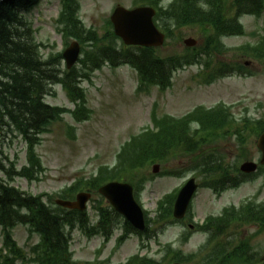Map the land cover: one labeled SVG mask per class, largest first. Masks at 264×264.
I'll return each mask as SVG.
<instances>
[{
	"label": "trees",
	"instance_id": "obj_1",
	"mask_svg": "<svg viewBox=\"0 0 264 264\" xmlns=\"http://www.w3.org/2000/svg\"><path fill=\"white\" fill-rule=\"evenodd\" d=\"M37 0H8L0 4V131L7 135L9 128L15 127L29 142L28 165L16 170L14 161H9L8 155L0 139V225L4 229V248L8 253L1 254L0 264H77L72 261L69 253V234L63 230L67 224L80 226L86 224L84 213L75 210H65L59 206L47 205L42 201V195H33L20 191L11 185L16 176L26 177L29 180H38L44 170L39 156L33 147L40 142L38 134L47 131L48 127L60 120L64 111L58 106L42 103L47 83H60L68 97L72 100L84 99V91L79 86V78L87 76L85 69L94 70L108 61L112 66L127 63L137 68L141 81L145 85H158L165 89L170 84V73L191 62L199 54L200 49H185L182 57L172 55L162 58L153 48L117 46V39L110 29L99 36L93 28L86 29L78 17L79 4L77 0H60V9L56 18V31L61 34L64 43L71 38L77 39L82 45L83 57L79 60L80 67L69 70L61 68V52L55 51L54 46L43 54L41 49L44 43L38 42L31 22L20 13L21 9L28 10ZM144 1V0H142ZM158 8L155 20L157 25L172 36L174 30L186 25L198 26L205 35H208L204 48L216 43L221 35L241 34L242 26L233 19L224 17V0H173L166 8L160 6L162 0H145ZM237 10L253 13L259 16L264 8V0H237ZM110 24V23H109ZM208 30L210 33L208 34ZM250 48V49H248ZM246 52L264 60V38L249 47ZM83 112H87L84 108ZM81 109V110H82ZM76 119L82 115L79 111L73 112ZM223 109L202 118L200 114L188 113L174 118L165 116L160 119L153 116V121L159 127L157 131L147 132L133 138L121 148L119 154L120 164L127 163L132 170L137 166L145 165L148 161L163 162L175 149L189 152L195 143L208 141L212 133L208 129L222 131L226 120ZM7 118L6 120H4ZM197 122L200 128L191 130V124ZM12 132V130H11ZM31 132V133H30ZM0 136L5 139V136ZM142 155V156H141ZM211 175L205 184L220 192L226 188L224 176H228L226 169L220 165L210 167ZM223 170V179L220 171ZM114 175V173H113ZM239 177V178H238ZM241 177V178H240ZM246 175H237L228 183L230 186L240 184ZM103 179V174L92 180L89 185L79 188L88 189L96 187ZM129 180L136 184L133 177ZM139 183V181H138ZM74 188V187H73ZM72 189V188H71ZM66 191L61 197H69L77 190ZM167 207L163 209L162 217L171 216L172 197H166ZM50 199V197H49ZM247 208L245 212L232 210L231 217L216 218L217 223L227 226L226 221L245 219L246 221H259L264 224V206ZM163 208V207H161ZM243 211V210H242ZM101 221L110 222L113 211L100 208ZM167 217V218H166ZM239 217V218H238ZM227 218V217H226ZM225 222V223H224ZM29 225L33 232L40 235V242L34 246L33 255H26L12 239L9 231L15 224ZM261 227H264L262 225ZM219 230V227H216ZM221 236L225 231H212ZM260 232V231H257ZM248 241H241L230 250L229 254L221 260L210 259L205 264H264V259L246 257ZM235 260V261H230ZM136 264H153L149 259H140Z\"/></svg>",
	"mask_w": 264,
	"mask_h": 264
},
{
	"label": "rangeland",
	"instance_id": "obj_2",
	"mask_svg": "<svg viewBox=\"0 0 264 264\" xmlns=\"http://www.w3.org/2000/svg\"><path fill=\"white\" fill-rule=\"evenodd\" d=\"M134 1L80 0V16L87 27H93L99 34H102L104 32L105 20L109 17L113 8L118 4L125 8H132ZM169 1L165 0V3ZM227 4H229V0ZM57 12L58 0H40L25 16L31 21L38 42L50 47L51 45H55L56 49L60 50L62 48L60 36L55 31V24L53 23ZM241 20L248 28V22L251 19L243 16ZM249 25H252L250 31L263 33L264 14L258 22L252 21ZM197 29L195 27H183V29L175 31L172 38L167 39L165 44L158 47V53L161 56H169L181 52L185 47L183 40L188 37L196 39V45H200L203 38L197 32ZM226 41L228 42L226 46L235 48V43L252 42L254 41V37L251 34H248L246 38L244 36H230L226 38ZM49 49V47L45 48L44 53L49 51ZM206 59H210L209 65L221 61L250 60V64L248 65L250 70L255 73V81H253V77L236 78L238 84L240 82L244 84V87H241L242 92H245L246 87L249 85V90L246 93L236 94L234 93V87L238 91L239 85L236 87L235 80H216L214 83L206 85L202 82L200 76L197 75L201 70L200 67L190 66L175 73L173 85L167 92L161 93L158 90L151 89V94L144 95L138 94L135 90V94L130 95L128 92V81L131 79L137 80L135 71L129 67L111 70L110 67L103 65V68L99 69V71L93 72L90 81L82 82L87 91V105L91 109L89 120L76 124L74 123L75 121L70 120V116L64 115L62 121L50 126L49 132L41 135L42 143L36 150L43 166L46 168L45 173L38 182L28 183L24 178H17L14 184L32 193L48 192L54 194L75 178L87 176L88 173L100 164L111 163L117 147L130 134L141 131L151 125L150 113L153 103L157 104V115L169 114L179 116L185 110L193 107V105L203 104L209 106L220 100L222 102L233 103L231 104V111L236 117L250 115L252 108L258 109L254 113L260 117H264V64L250 58H245L242 54L240 57L233 49L229 50L224 56L216 55ZM125 71H127L128 76ZM54 91V95L48 93L46 96L48 103L72 108L71 104L67 102V98L60 89V86H54ZM70 126L76 128L75 132H73ZM73 135H75V139ZM236 145L237 143L234 139H224L211 145L210 149H216L217 155L223 158L225 162H235L237 160ZM248 150L251 156H256L254 138L249 139ZM7 152L10 157L17 158V165L24 164L25 144L19 136L13 139ZM179 164H183V167L188 168L191 162L188 157L184 158L183 155H180L171 159L167 165L172 170L177 171ZM144 172L149 176L151 170L146 169ZM184 177L179 179L167 177L160 180L159 178H154L152 182L146 183L145 189L140 195L143 209L148 211L150 216H153L156 201L161 197L163 192L178 187L186 178ZM251 197L258 200L264 198V186L260 180L241 186L236 192L228 191L219 199L215 198L209 190H202L196 196L195 201L194 199L192 201V204L194 203L192 210L193 222L199 223L207 214L217 213L220 211L222 205L227 203L226 201L236 204L240 200L242 201ZM88 213L91 219L94 218L91 203L88 204ZM246 222L239 223L235 221L225 231L224 238L215 237V242L220 241L221 243L209 246L208 252L204 254V256L209 255L206 259L219 258L217 254H223L230 247L225 240L230 241V243L232 242L231 244L233 245L244 237H251L249 241L252 251L259 254L258 258L263 256L264 232L255 233L258 227L257 224L253 221ZM188 223L185 220V224L180 223L181 225H178V227L175 225H165L164 228H157L155 233L157 239L151 240L148 248L143 249L140 254L147 253L159 259L161 254L159 249L163 248L166 243L172 242L175 243L174 247H176V242L180 238L181 232L186 229V224ZM12 233L18 245L27 252L31 245L35 244L39 239L35 233L29 235V232L23 225L16 226ZM194 233L196 232L192 233L188 243L180 246V249L185 254L195 253L196 263L192 264H199L198 261L204 256H201V254L198 256L196 250L207 242L208 236L206 234ZM112 241L110 240L101 248V237L96 236L88 240L79 231L75 230L72 232L70 249L73 251L74 259L82 264L88 261L98 264L100 261H104V264H119L123 263L129 255L138 251L137 237L130 238L115 251L112 250Z\"/></svg>",
	"mask_w": 264,
	"mask_h": 264
},
{
	"label": "water",
	"instance_id": "obj_3",
	"mask_svg": "<svg viewBox=\"0 0 264 264\" xmlns=\"http://www.w3.org/2000/svg\"><path fill=\"white\" fill-rule=\"evenodd\" d=\"M4 0H0V3ZM154 11L149 7H138L132 10L123 7H117L112 15L111 22L116 35L120 36L126 44L139 45H157L162 42L163 35L154 27L151 17ZM79 46L77 42L71 45L63 52V57L67 67H70L77 59ZM259 147L264 152V137L259 142ZM264 162V158H263ZM244 170H253L254 164L248 163L241 167ZM195 189V184L190 180L187 185L180 191L175 204L174 215L181 217L184 214L189 199ZM101 191L107 195L116 209L121 212L133 225L142 227L143 215L139 206L134 202L131 188L128 185H119L110 183ZM87 195L81 193L77 195L75 202H61L68 207L82 209Z\"/></svg>",
	"mask_w": 264,
	"mask_h": 264
}]
</instances>
